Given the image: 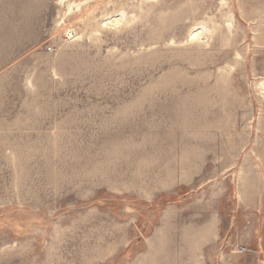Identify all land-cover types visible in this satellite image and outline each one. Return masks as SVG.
Here are the masks:
<instances>
[{"label":"rangeland","instance_id":"1","mask_svg":"<svg viewBox=\"0 0 264 264\" xmlns=\"http://www.w3.org/2000/svg\"><path fill=\"white\" fill-rule=\"evenodd\" d=\"M0 264H264V0H0Z\"/></svg>","mask_w":264,"mask_h":264},{"label":"bare ground","instance_id":"2","mask_svg":"<svg viewBox=\"0 0 264 264\" xmlns=\"http://www.w3.org/2000/svg\"><path fill=\"white\" fill-rule=\"evenodd\" d=\"M112 21L118 22V19L109 20L108 23H112ZM105 24V23H104ZM194 32V31H193ZM199 35V34H198ZM196 37V36H195Z\"/></svg>","mask_w":264,"mask_h":264},{"label":"built area","instance_id":"3","mask_svg":"<svg viewBox=\"0 0 264 264\" xmlns=\"http://www.w3.org/2000/svg\"><path fill=\"white\" fill-rule=\"evenodd\" d=\"M244 249H245L244 247H240V251H244Z\"/></svg>","mask_w":264,"mask_h":264},{"label":"crops","instance_id":"4","mask_svg":"<svg viewBox=\"0 0 264 264\" xmlns=\"http://www.w3.org/2000/svg\"><path fill=\"white\" fill-rule=\"evenodd\" d=\"M185 257V256H184ZM187 258V257H186ZM190 258V257H189Z\"/></svg>","mask_w":264,"mask_h":264}]
</instances>
